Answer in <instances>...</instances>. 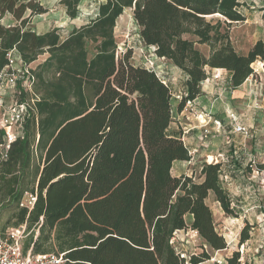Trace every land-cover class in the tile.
<instances>
[{
    "label": "trees",
    "instance_id": "obj_1",
    "mask_svg": "<svg viewBox=\"0 0 264 264\" xmlns=\"http://www.w3.org/2000/svg\"><path fill=\"white\" fill-rule=\"evenodd\" d=\"M241 0H104L94 18L73 27L63 39L56 29L37 34L27 29L31 17L47 12L32 0H0V70L14 50L31 66L30 117L0 161V208L13 207L12 227L24 225L23 251L63 254V264H202L207 250L182 257L171 240L193 231L202 247L226 249L206 201L234 215L220 179L221 164L203 163L195 177L172 176L174 162H190L181 137L167 134L172 123V94L155 75L132 63V51L120 54L115 38L118 18L126 9L146 48L154 47L186 77L178 105L201 96L207 69L230 74L238 89L264 65V42L238 54L229 27L245 21ZM82 0H61L70 20ZM29 13V14H28ZM219 16L224 22L211 23ZM262 17L264 19V10ZM225 24V29H222ZM189 36L193 39L185 38ZM209 49L208 56L196 48ZM45 59L34 68L40 56ZM20 89L19 103L30 99ZM264 171V163L258 165ZM25 193L33 208L20 207ZM249 240V227L240 243ZM226 264H241L239 252ZM248 264V263H244Z\"/></svg>",
    "mask_w": 264,
    "mask_h": 264
},
{
    "label": "rangeland",
    "instance_id": "obj_2",
    "mask_svg": "<svg viewBox=\"0 0 264 264\" xmlns=\"http://www.w3.org/2000/svg\"><path fill=\"white\" fill-rule=\"evenodd\" d=\"M32 1L39 3L47 12L31 17L27 29L36 33L56 29L63 37L67 31L92 17L96 13L98 4L104 0H82L79 15L74 20H70L66 16L65 7L60 4L61 0ZM240 3L239 12L244 16L245 21L233 23L228 32L235 51L238 54H246L257 41L264 42V19L262 17L264 0H241ZM132 13V9L124 11L116 22L114 34L120 53L131 50V60L135 58L137 64L142 66L143 61L151 56V51L143 45L139 28L133 20ZM207 20L211 23L219 20L224 22L219 16H210L207 17ZM12 23L13 19L9 15L0 19L1 25L10 26ZM225 28V24H222V29ZM185 38L193 39L189 36ZM196 48L208 56V47L197 45ZM43 58L45 55L40 56L32 67L40 64ZM158 63L161 66L162 74H165V78L176 82V93L182 92V80L179 78L173 80L170 68H164L163 61ZM252 68L253 75L235 92V99L229 100L227 103V109L237 116L239 122L248 129L249 135L245 137L231 132L228 145L210 147L205 153L213 158H211L212 164H221L220 179L234 210V215L228 216L222 212L212 196L206 201L213 214L215 229L226 242V249L212 252L207 247L203 248L202 241L190 231L177 232L174 237L175 249L186 257L193 254L199 255L203 250H207L213 261L210 259L209 262L206 261L202 264H216V260L227 259L234 252L240 253L241 264H264V171H258V165L264 163V65L261 62H256ZM255 72H258L259 75ZM211 77L214 79L213 76ZM214 81L218 83L217 88L220 92L218 97L225 103L224 93L232 90L226 83V76L221 73L219 79H214ZM177 101L180 102L175 98L171 103L174 104ZM192 108H188L185 113L194 114ZM183 118L187 122L186 116ZM240 118L243 122L240 121ZM172 122L174 123L172 126H178L179 133L182 135V127L177 121ZM229 124L231 126L230 121ZM204 160L208 159L204 158ZM203 163L200 160L195 161L194 165L183 163V166L179 164V168L189 177H195L197 181ZM176 171V167L171 170L172 176H177ZM6 206L3 205L0 208V230L3 232L14 228L12 227L13 221H9L13 215V207L3 209ZM246 225L249 227V240L242 244L240 243V233Z\"/></svg>",
    "mask_w": 264,
    "mask_h": 264
},
{
    "label": "built area",
    "instance_id": "obj_3",
    "mask_svg": "<svg viewBox=\"0 0 264 264\" xmlns=\"http://www.w3.org/2000/svg\"><path fill=\"white\" fill-rule=\"evenodd\" d=\"M149 49L151 51V56L149 59L143 61L142 67L148 71L154 72L162 83L168 86V80L165 78V74H162L161 66L158 63L164 59L158 58L155 55L154 47H149ZM6 57L8 59V66L0 70V161L6 160L10 146L17 139H23V124L30 117V112L33 110V106L37 100V97L32 96L34 77L31 73V66L25 64L14 50L10 51ZM214 79H219V76L215 75ZM20 89L29 92L31 97L28 101L22 103L18 102L17 97L20 93ZM183 96H185V93H179L174 97L181 101ZM192 104L193 101L186 102L184 109L191 108ZM226 115L231 123V132L233 134L245 137L249 135L248 129L239 122L234 113L228 111ZM200 124L203 128V137L206 138L210 135V130L206 128L207 124L204 121ZM213 127L217 133L223 130L221 122L214 121ZM189 154L192 155L191 153ZM207 164H212V162ZM35 200L36 198L34 195L26 193L19 206L27 208L30 211L33 208ZM190 232H192L194 236L197 235L193 231ZM26 236V228L24 225L18 228L8 229L5 232L0 230V264L64 263L63 254H32L30 250L24 253L23 241ZM171 244L174 245V238L171 240ZM181 256L186 257L182 253ZM215 263L226 264V259L216 260Z\"/></svg>",
    "mask_w": 264,
    "mask_h": 264
},
{
    "label": "crops",
    "instance_id": "obj_4",
    "mask_svg": "<svg viewBox=\"0 0 264 264\" xmlns=\"http://www.w3.org/2000/svg\"><path fill=\"white\" fill-rule=\"evenodd\" d=\"M96 12H97V10H96ZM95 15H96V13L92 17L87 18L83 23H81V25L88 23L89 20L94 18ZM15 24H16V22L13 20V23L10 26H13ZM81 25H79V26H81ZM79 26H77V27H79ZM115 29H116V27H115ZM70 30L67 31V34L70 32ZM49 31H51V30H49ZM49 31H45L43 33H37V34H44V33L49 32ZM114 33H115V31H114ZM67 34L65 36H63L62 38L64 39L67 36ZM44 59L45 58H43V60ZM132 63L135 66H140L139 64H137V60H135V58H133ZM163 64H164V68H166V69L170 68V70L172 71L173 80H176V78H179L182 80L183 85H182L181 90L183 93H185V91H186L185 82H186L187 77L178 68H176L172 64H170L167 60L164 59ZM140 67H142V66H140ZM221 73H224V75L226 76V81H227L226 83H227V85H229L230 74L227 71L222 70V69H207V78L201 85V92H202L201 96L196 98L192 104L193 108L191 110H193L194 114H192V115L186 114L185 112L187 111V109L185 110L184 108L181 111H179L178 110V105H179L178 101L174 102V104H172V121H177L179 126L182 127L183 131H182V135H181L179 133L178 126L173 127L172 125H174V123L172 122L170 124V127L168 128L167 134L170 137H182L183 143L185 144L189 153L192 154L190 162H174L173 163L172 170L176 167V170H177L176 171V174H177L176 177H179L182 175L188 176L185 172L180 170L179 164L182 166H183V163H186L187 165H189V164L194 165L193 163L195 161H198V160H200V162L210 163L208 160H209V158H212V157H210V155H208V154H205L210 149V147H216V146L218 147L219 145H223V144L228 145L227 143H230L229 134L231 133L232 130H231V126H230L229 121H228V117L226 115V111L227 112L229 111L227 109V103H229V100L232 101L235 99L234 98L235 92H237V90L243 84H245V82L248 81L249 78L238 89L231 90L230 92L224 93L223 98H225V101H226L224 103V102H222L221 98L218 97V95H220L219 94L220 92H218L219 90L217 88L218 83L215 82L214 79H211L212 78L211 76L214 77L215 74L220 76ZM255 73H257V75H259L258 72H255ZM167 80L169 82V87H170V91L172 94V100H171V102H172L175 99L174 96L177 95V93H176L177 92L176 91L177 84H176V82L171 81V79H167ZM229 89H230V86H229ZM184 116H186V118L188 119L187 122H185V120L183 118ZM215 120H219L223 124V130L219 133H216L213 131L214 130L213 121H215ZM202 121H204L207 124L206 128H208L210 130V135H208L206 138H204L203 134H202L203 128H202V125L200 124ZM240 121L243 122V120L241 118H240ZM208 140H210V141H208ZM187 145H188V147H187ZM205 145H206V147L207 146L208 147L206 148ZM204 158H207L208 160H204ZM201 159H202V161H201ZM28 194H30V193H28Z\"/></svg>",
    "mask_w": 264,
    "mask_h": 264
},
{
    "label": "bare ground",
    "instance_id": "obj_5",
    "mask_svg": "<svg viewBox=\"0 0 264 264\" xmlns=\"http://www.w3.org/2000/svg\"><path fill=\"white\" fill-rule=\"evenodd\" d=\"M209 162H211V158L209 159ZM213 162V161H212Z\"/></svg>",
    "mask_w": 264,
    "mask_h": 264
}]
</instances>
